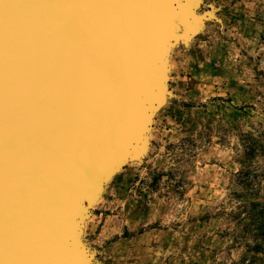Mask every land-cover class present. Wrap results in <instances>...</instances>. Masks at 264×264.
Wrapping results in <instances>:
<instances>
[{
  "label": "rangeland",
  "instance_id": "rangeland-1",
  "mask_svg": "<svg viewBox=\"0 0 264 264\" xmlns=\"http://www.w3.org/2000/svg\"><path fill=\"white\" fill-rule=\"evenodd\" d=\"M152 2L180 37L68 246L78 264H264V0Z\"/></svg>",
  "mask_w": 264,
  "mask_h": 264
},
{
  "label": "water",
  "instance_id": "water-1",
  "mask_svg": "<svg viewBox=\"0 0 264 264\" xmlns=\"http://www.w3.org/2000/svg\"><path fill=\"white\" fill-rule=\"evenodd\" d=\"M147 2L0 0V264H78L56 239L96 164L139 132L128 105L157 90L156 51L180 37Z\"/></svg>",
  "mask_w": 264,
  "mask_h": 264
},
{
  "label": "bare ground",
  "instance_id": "bare-ground-1",
  "mask_svg": "<svg viewBox=\"0 0 264 264\" xmlns=\"http://www.w3.org/2000/svg\"><path fill=\"white\" fill-rule=\"evenodd\" d=\"M148 3V2H147ZM149 9L150 11L154 14V16L158 19H161L162 15L166 14H162L161 12L157 11L156 7L152 4H149ZM168 14V13H167ZM173 15V14H172ZM175 15V14H174ZM179 36L176 34H173L172 36H170V38H168L156 51V57H155V62L157 61L158 57L161 55L162 52H164L167 47L172 43V41H174L175 39H177ZM180 39V38H179ZM176 42V41H175ZM169 49V48H168ZM154 64V62H153ZM148 86V85H145ZM150 88V87H149ZM150 90V89H149ZM139 93L141 92H137V95H139ZM138 97H133V101L130 102V104L128 105V110H129V114H130V121L132 123H134V127L137 123V120L135 119L136 117V111L134 109V106H136V99ZM139 120V119H138ZM129 140V137L124 140V141H120L118 142V144L110 151L109 154H107L104 158H102V160H100L96 166L94 167L93 173L89 179V181L87 182V184L85 185L81 195H80V199L78 201V205L77 208L75 210L74 216L70 221V224L68 225V227H66L63 231L62 234H64L66 232L67 235H59V237L56 239V242L58 244V246L60 247V249L62 250V252H64V248L62 247V245L59 244V242L61 241L62 244H64L66 246V249L69 247V239L70 237L73 235V233L76 232V229L78 228V224L79 221L81 220L80 218L82 217V209H83V204L85 199L88 197L87 195L89 194L90 191H92L91 189L93 188V186L96 184L97 182V178L100 176V174L102 173L103 167L105 165H107L115 155H117V153L119 152V150H121V145L125 144L127 141ZM113 162V161H112ZM112 164V163H111ZM103 177V176H102ZM84 212V211H83ZM84 219V218H83ZM82 221V220H81ZM80 228V227H79ZM78 228V229H79ZM81 229V228H80ZM77 233V232H76ZM61 236V237H60ZM78 236V235H77ZM80 245V244H79ZM71 246V245H70ZM64 256V255H63ZM70 259V258H69ZM60 264H69V263H64L63 262V258H61L60 260Z\"/></svg>",
  "mask_w": 264,
  "mask_h": 264
}]
</instances>
